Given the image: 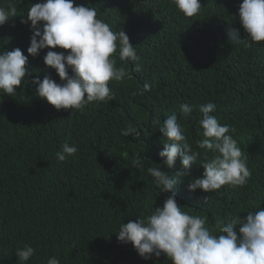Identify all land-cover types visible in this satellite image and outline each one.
<instances>
[{
    "label": "trees",
    "instance_id": "1",
    "mask_svg": "<svg viewBox=\"0 0 264 264\" xmlns=\"http://www.w3.org/2000/svg\"><path fill=\"white\" fill-rule=\"evenodd\" d=\"M242 2L201 0V11L187 17L173 0H75L95 8L113 31H131L140 59L125 63L117 57L116 67L132 77L109 81L114 100L73 112L57 110L31 83L47 74L60 83L43 57L49 50H70L46 48L31 56L30 21L21 20L37 0H0V7L17 8V16L0 26V50L20 48L31 72L12 95L0 92V264H47L52 256L60 264H172L166 255L145 260L131 242L117 239L122 222L151 214L172 194L160 193L147 172L157 164L169 175L183 173L172 190L177 202L206 218L210 229L217 220L264 207V42L241 49L249 43L243 26L235 28L245 39L239 46L222 38ZM145 83L150 90L140 94ZM208 102L216 105L211 115L235 129L231 134L247 157L251 178L243 187L189 191V183L202 177V165L193 162L185 171L178 158L169 168L159 156L167 139L159 127L176 114L193 151L201 160L212 157L196 144L203 138L200 106ZM181 103L192 107L187 118ZM129 126L141 130L139 140L121 134ZM64 143L78 151L61 162L56 153ZM136 159L142 167H133ZM25 244L36 251L20 262L16 249Z\"/></svg>",
    "mask_w": 264,
    "mask_h": 264
},
{
    "label": "clouds",
    "instance_id": "2",
    "mask_svg": "<svg viewBox=\"0 0 264 264\" xmlns=\"http://www.w3.org/2000/svg\"><path fill=\"white\" fill-rule=\"evenodd\" d=\"M173 3L187 17L201 11V0H173ZM15 16L16 7H0V26ZM26 17L21 23L30 21L32 36L27 52L31 56H38L46 48L70 50H49L43 57L45 64L58 73L60 83L51 74L45 75L42 81L39 77L31 80L32 84L37 85L38 95L46 98L57 110L71 108L73 112L83 111L93 102L112 101L115 93L111 92L109 81L132 77V73L124 67H116L117 57L125 63L140 59L130 43L132 32L129 31L127 35L123 30L113 31L107 22L98 18L95 8L75 5V0H37L27 11ZM242 26L248 33L249 43L241 49L264 42V0H243L239 6V16L235 17V24L230 25L222 36L223 41L229 46H239L245 39L240 38L235 28ZM27 62L28 56L20 48L0 50V92L12 95L16 92V86L31 77ZM150 87L145 83L140 94L149 91ZM179 108L185 118L192 114V107L188 103H181ZM215 110L213 102L201 105L202 115L198 120L203 129V138L197 140L196 144L200 149L210 150L213 153L210 158L201 160V153L193 151L176 114L167 116L159 127L163 137L167 138L163 140L164 146L159 152L164 164L173 168L179 158L185 171L191 168L193 162L204 168L202 177L189 183V191L199 188L210 193L224 185L243 187L251 178L247 157L242 155L231 134L235 129L219 123L211 115ZM121 134H131L135 140H139L141 130L129 126L122 129ZM77 151L75 145L64 143L56 158L63 162L69 156L74 157ZM132 165L142 167L139 159L133 160ZM147 172L154 178L160 193L172 194L162 207H153L151 214L145 216L141 213L135 221L122 222L117 231L118 241L131 242L145 260L166 255L172 264H264V207L249 211L243 218L235 215L227 222L217 220L215 227L210 229L205 226L206 218L189 214L177 202L172 190L183 173L169 175L161 170L159 164L148 167ZM207 201L208 197L204 203ZM35 251L29 244L17 248L18 261H29ZM47 264H60V261L52 256Z\"/></svg>",
    "mask_w": 264,
    "mask_h": 264
}]
</instances>
